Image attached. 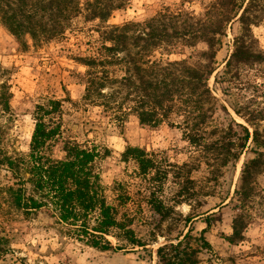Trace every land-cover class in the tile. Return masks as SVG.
<instances>
[{"label": "trees", "instance_id": "16d2710c", "mask_svg": "<svg viewBox=\"0 0 264 264\" xmlns=\"http://www.w3.org/2000/svg\"><path fill=\"white\" fill-rule=\"evenodd\" d=\"M129 2L0 0V21L26 47V36L33 43L48 42L63 37L73 18L96 20L95 31L101 41L97 53L76 57L86 67L83 100L95 102L96 96H104L102 89L107 84H117L118 89L125 90L115 106L122 112L117 118L128 112L143 126L167 123L180 127L183 138L199 150L209 179H216L223 166H234L243 151H249L252 155L243 160L233 189L237 212L231 219L230 233L224 236L228 243L235 244L244 239L250 222L249 201L258 191L257 177L264 174V124L258 123L264 115L258 114V109L246 110L232 104V111L243 122L235 120L214 94L209 79L214 74L215 83L238 84L243 71L264 62L252 31V26L264 17V0H176L161 4L140 20L108 23L113 11ZM194 3L197 8L192 6ZM234 21L239 23V30L233 35L232 49L222 69L217 71L216 53ZM198 43L204 46L197 48ZM179 46L192 47V53L170 59L167 55ZM245 83L253 90L257 86L249 79ZM109 95L113 97V92ZM11 96L8 81L2 80L1 111L10 110ZM100 104L107 107L110 103ZM218 108L228 115L226 124L216 123ZM61 112L59 98L36 104L27 151L0 158L13 179L0 186V194L24 214L46 210L67 227L69 235L96 249L128 250L127 245L146 248L150 242L132 227L136 217L131 204L141 207L143 202L158 221L169 217L173 204L188 200L195 192L190 190L193 179L186 173L189 167L185 173L182 171L188 163L174 164V177L180 187L171 197L174 203L169 204L163 186L172 168L159 165L145 148L126 145L121 160L135 163L139 182L133 190L128 181H114L116 203H110L96 165L99 157L109 154L108 148L63 135ZM134 194L138 196L136 201ZM195 216L198 214L185 217V221ZM204 222L198 235H193L189 227L174 240L158 245L157 264H199L201 250L211 248L204 236L210 226L209 217ZM108 236L117 243L113 244ZM3 250L0 236V252Z\"/></svg>", "mask_w": 264, "mask_h": 264}, {"label": "rangeland", "instance_id": "374dc122", "mask_svg": "<svg viewBox=\"0 0 264 264\" xmlns=\"http://www.w3.org/2000/svg\"><path fill=\"white\" fill-rule=\"evenodd\" d=\"M172 1L176 0H130L126 7L113 11L108 23L140 20L161 4ZM192 6L197 8L198 4ZM97 24L96 20L85 21L79 16L72 19L63 37L33 43L26 36L27 46L23 47L0 21V82L6 79L12 93L10 110H0V158L27 151L36 104L47 98H59L62 100L63 135L109 150L107 156L96 160L108 202L116 203L114 181H128L133 190L138 185L135 163L123 161L120 156L128 144L145 148L159 165L172 168L163 186V196L169 204L174 203L171 197L180 187L174 177L177 170L174 164L188 163L182 171L185 173L189 167L186 173L193 179L190 190L195 192L188 200L173 204V213L162 221L152 216L143 202L141 207L131 204L136 217L132 227L138 236L150 243L146 248L127 245L128 250L118 251L86 245L69 235L67 227L57 223L46 210L24 214L0 194V236L4 248L0 252V264H157L155 251L158 245L174 240L189 227L193 235H198L205 227V217H209L210 226L204 236L211 248L201 250L199 264H264V174L257 177L258 191L249 201L250 222L244 230V239L235 244L224 239L231 231V219L237 212L233 189L243 160L252 155L249 151H243L234 166H223L216 179H209L208 168L199 150L183 138L180 127L167 123L157 127L143 126L134 114L128 112L121 119L117 118L122 112L115 106L125 93L117 84H107L102 89L104 96H96L95 102L83 100L82 80L86 67L76 57L97 53L101 43L95 31ZM238 30L237 21L227 27L216 53L217 71L222 69L223 61L232 49L233 35ZM252 31L256 48L264 54V17L258 25L252 26ZM203 46L198 43L196 47ZM174 51L167 55L170 59L191 54L192 47L179 46ZM241 76L238 84H219L214 82L213 74L209 85L230 115L243 122L230 105H240L246 110L258 109V114L264 115V62L243 71ZM248 79L256 81L254 90L245 83ZM111 92L113 97L109 95ZM103 101L110 104L105 107L100 104ZM214 117L216 123L229 122L228 115L219 108ZM258 123L263 125L264 120ZM11 182L10 172L0 163V186ZM134 199H138L136 194ZM196 214L198 216L190 222L185 221V217ZM108 238L113 244L117 243L113 236Z\"/></svg>", "mask_w": 264, "mask_h": 264}]
</instances>
